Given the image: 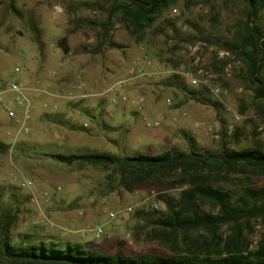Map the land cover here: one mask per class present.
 <instances>
[{
    "label": "rangeland",
    "instance_id": "rangeland-1",
    "mask_svg": "<svg viewBox=\"0 0 264 264\" xmlns=\"http://www.w3.org/2000/svg\"><path fill=\"white\" fill-rule=\"evenodd\" d=\"M112 4L0 0V142L11 147L0 154V220L17 215L15 246L76 243L130 256L167 253L146 231L166 209L162 194L178 190L144 185L128 192L117 176L107 179L111 171L66 165L58 155L189 152L186 134L209 153L224 143L264 152V100H254L245 64L225 48L247 21L244 0H176L137 36L119 14L110 17ZM259 25L264 31V11ZM64 37L68 54L59 45ZM176 74L178 86L170 81ZM12 82L24 85L34 101L29 132L16 141V122L1 107L18 109L4 93ZM83 94L91 97L69 99ZM86 105L93 106L86 111ZM58 111L55 126L47 113ZM147 119L160 126L147 128ZM24 180L31 185L23 187ZM219 184L236 200L247 187H264V177L233 173ZM250 227L245 236L257 243L263 218H253ZM221 233L230 234L229 225Z\"/></svg>",
    "mask_w": 264,
    "mask_h": 264
},
{
    "label": "trees",
    "instance_id": "trees-1",
    "mask_svg": "<svg viewBox=\"0 0 264 264\" xmlns=\"http://www.w3.org/2000/svg\"><path fill=\"white\" fill-rule=\"evenodd\" d=\"M247 21L235 40L225 45L243 61L247 78L255 87L254 100H264V31L259 19L264 0H244ZM176 0H113L110 17L119 14L132 35H142ZM69 53L68 38L59 42ZM179 76L171 83L178 86ZM201 94L203 92H200ZM57 117L48 115V119ZM190 150L169 149L158 155L138 154L121 158L109 153L58 155L66 164L85 163L111 171L128 192L139 186H159L164 192L178 190V195L162 194L166 209L147 232L148 241L157 242L167 250L162 254L130 256L118 250L114 253L76 243H22L15 246L11 230L17 215L0 220V264H264V233L257 243L249 241L245 229L250 221L264 220V187L245 188L233 200L219 183L233 173L264 177V152L260 148L230 149L225 143L216 153L203 151L194 137L186 134ZM11 149L0 142V154ZM208 208V210H207ZM229 225L230 234L221 229Z\"/></svg>",
    "mask_w": 264,
    "mask_h": 264
},
{
    "label": "built area",
    "instance_id": "built-area-1",
    "mask_svg": "<svg viewBox=\"0 0 264 264\" xmlns=\"http://www.w3.org/2000/svg\"><path fill=\"white\" fill-rule=\"evenodd\" d=\"M225 54L228 55V53H223V55ZM199 73L202 74V71H199ZM189 79L194 85H196L199 81L194 76H189ZM118 85L121 87L122 83H119ZM4 93L12 95L13 104L18 106L22 110L20 117H18L17 111L14 107H12L10 104H7L5 102H1V107L4 109L7 116L11 120H15L16 122L17 128L15 130L16 134L14 137V140L16 141L20 137V135H22V133L29 132V129L31 127V120H32L31 114H32V110L34 107V101H33V98H31L27 94V89L25 88V86L18 82H12V83L7 84L6 89L4 90ZM90 97H91L90 95H85V94L79 97L71 95L69 99L70 100H74L76 98L88 99ZM121 101L123 102L127 101V98L125 96H122ZM140 101H143V99H141ZM114 102H116V98L114 99ZM145 122H146L147 128L153 129V128H158L160 126V123L158 121H149L147 119L145 120ZM30 185L31 184L28 180H24L22 182L23 187H29ZM102 229H103L102 226H98L96 227V229H94L96 236H99L101 234Z\"/></svg>",
    "mask_w": 264,
    "mask_h": 264
},
{
    "label": "crops",
    "instance_id": "crops-1",
    "mask_svg": "<svg viewBox=\"0 0 264 264\" xmlns=\"http://www.w3.org/2000/svg\"><path fill=\"white\" fill-rule=\"evenodd\" d=\"M36 99H37V98H36ZM93 105H94V104H93ZM93 105H92V106H93ZM92 106H88V105H86V107H87V109L85 108L86 111H87L88 109H91ZM94 106H95V105H94ZM17 107H18V106H17ZM82 107H84V106H82ZM83 109H84V108H83ZM16 111H17V115H20L21 112H22L21 108H19V107H18V109H16ZM88 111H89V110H88ZM58 113H59V115H60V114H63V112H61V111H58V112H55V113H54V112H50V113L48 112V113H47L48 115H55V116H57V117H54V118H52L51 120H49V122L52 123V124L55 125V126L58 124V121H54L53 119L57 120L56 118L59 117V116H58ZM78 113L80 114L81 112L78 111ZM90 113H91V110H90ZM48 115H47V116H48ZM91 115H92V114H91ZM99 117H100V116H98V115L96 116V118H97L98 121H100V120H99ZM110 117H111L112 119L114 118V116H110ZM78 119H79V118H78ZM61 121H62V120H61ZM80 122H81V120L79 121V123H80ZM82 122H83V121H82ZM85 124H86V123H85ZM80 125H81V124H80ZM83 125H84V124H83ZM56 135H57V134H56ZM54 138H55V136H53V139H54ZM52 143H55L54 140H52Z\"/></svg>",
    "mask_w": 264,
    "mask_h": 264
}]
</instances>
